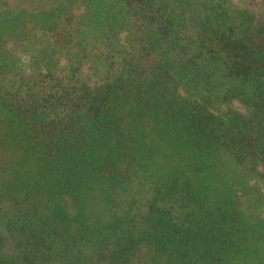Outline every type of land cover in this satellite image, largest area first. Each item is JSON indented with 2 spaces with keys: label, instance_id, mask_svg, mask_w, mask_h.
<instances>
[{
  "label": "trees",
  "instance_id": "obj_1",
  "mask_svg": "<svg viewBox=\"0 0 264 264\" xmlns=\"http://www.w3.org/2000/svg\"><path fill=\"white\" fill-rule=\"evenodd\" d=\"M0 264H264V0H0Z\"/></svg>",
  "mask_w": 264,
  "mask_h": 264
},
{
  "label": "rangeland",
  "instance_id": "obj_2",
  "mask_svg": "<svg viewBox=\"0 0 264 264\" xmlns=\"http://www.w3.org/2000/svg\"><path fill=\"white\" fill-rule=\"evenodd\" d=\"M238 5L247 4L252 9L256 11H261L263 7V0H233ZM235 106H237L240 109H243L242 105L238 102H235Z\"/></svg>",
  "mask_w": 264,
  "mask_h": 264
}]
</instances>
